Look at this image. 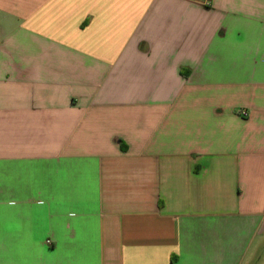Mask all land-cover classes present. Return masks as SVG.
<instances>
[{"label":"crops","instance_id":"1","mask_svg":"<svg viewBox=\"0 0 264 264\" xmlns=\"http://www.w3.org/2000/svg\"><path fill=\"white\" fill-rule=\"evenodd\" d=\"M0 264H264V0H0Z\"/></svg>","mask_w":264,"mask_h":264},{"label":"built area","instance_id":"2","mask_svg":"<svg viewBox=\"0 0 264 264\" xmlns=\"http://www.w3.org/2000/svg\"><path fill=\"white\" fill-rule=\"evenodd\" d=\"M242 115L244 116H248V114L246 112H242Z\"/></svg>","mask_w":264,"mask_h":264}]
</instances>
